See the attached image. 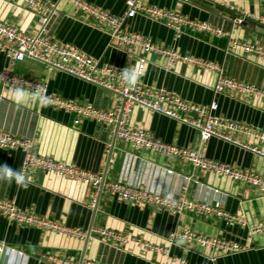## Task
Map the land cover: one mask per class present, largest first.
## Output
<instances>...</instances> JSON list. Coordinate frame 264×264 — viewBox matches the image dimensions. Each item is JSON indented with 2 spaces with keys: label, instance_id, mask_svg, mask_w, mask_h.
<instances>
[{
  "label": "crops",
  "instance_id": "1",
  "mask_svg": "<svg viewBox=\"0 0 264 264\" xmlns=\"http://www.w3.org/2000/svg\"><path fill=\"white\" fill-rule=\"evenodd\" d=\"M56 3V11L46 25V34L61 43L71 44L95 58L99 66L135 70L136 59L143 56L147 64L138 81L188 102L207 106L218 103L214 114L249 128L250 133L234 131L236 142L212 136L201 140L197 128L180 118L149 112L142 105L131 107L130 123L141 127L167 143L198 149L211 159L235 168L251 169L264 177V156L243 144L264 151V99L247 95L216 94V70L178 61L170 68L157 54L140 48H116L109 45V35L67 0ZM122 14L125 0H87ZM159 8L177 10L189 18L205 21L213 31L199 32L185 27L175 39L173 32L154 19L137 14L127 18V29L150 37L154 42L180 53L190 54L222 68L225 75L264 88V55L232 48L231 41H246L264 50V0H142ZM0 20L30 33L36 32L38 16L19 0H0ZM12 67L16 73L46 83L50 93L110 108L116 95L108 88L86 81L60 69L47 67L39 60L7 57L0 52V69ZM17 88L0 83V129L30 139L40 155L74 163L80 168L103 172L106 180L120 181L165 196L185 194L220 208L237 219L228 220L214 213L192 211L171 213L139 202L123 201L93 189L78 180L42 170L22 171L21 149L0 147V164L22 171L25 184L0 179V199L17 207L55 219L69 227L88 232L108 228L126 233L119 242L92 233L88 238L68 237L51 230L20 226L0 215V264H54L43 255L53 254L78 263L96 259L105 264H264V234H251L249 227L264 221V193L244 181L200 170L179 159L146 150L137 151L130 143L116 139L108 128L89 118L78 121L75 115L52 107L27 93L16 96ZM165 108L171 105L164 103ZM181 118H197L196 112L178 113ZM262 135V136H261ZM111 152V161L108 155ZM3 173H0L2 176ZM170 194V195H169ZM192 230L205 236H218L244 247L236 253H224L187 238L168 236ZM138 238L159 249L153 250L132 241ZM167 250V251H166Z\"/></svg>",
  "mask_w": 264,
  "mask_h": 264
},
{
  "label": "built area",
  "instance_id": "2",
  "mask_svg": "<svg viewBox=\"0 0 264 264\" xmlns=\"http://www.w3.org/2000/svg\"><path fill=\"white\" fill-rule=\"evenodd\" d=\"M19 1L38 16L40 26L36 32L30 33L0 20V52L16 60H22L25 57L33 58L41 61L49 68L60 69L86 81L104 86L116 95L117 101L110 108H99L89 102L65 98L59 94L48 92L44 81L16 73L12 67L0 69V83L23 89L36 96L44 104L74 114L76 121L82 118L95 120L105 125L115 139L130 143L137 151L146 150L164 157L183 160L200 170L229 176L233 180L252 184L264 193V177L257 172L251 169L235 168L215 159L207 158L198 149L167 143L156 138L147 130L132 125L129 120L131 107L133 105H142L149 112L166 114L189 123L198 129L201 140H207L215 136L236 142L230 136L234 131L250 133L249 128L215 115L214 111L218 107L216 100L211 101L207 106H201L183 100L178 96L166 94L161 90L145 86L138 80L136 85L129 86L127 81L122 79V70L115 69L112 66H99L95 58L83 52L80 48L71 44L61 43L46 34L45 25L50 16L55 13L56 3H50L47 0ZM67 1L108 33L110 46L116 48H140L143 52L157 54L164 59L166 68H170L176 62L182 61L196 67L216 70L218 73L214 87L216 94H227L232 97L236 94H242L264 99V88L229 77L224 74L220 66L212 62L165 47L154 42L148 36L127 29L124 25L127 18L139 14L167 26L172 30L175 39L184 32L183 29L185 27L194 31H213L220 34L219 29L213 28L205 21L189 18L186 14L177 10L146 4L142 0H125L126 9L119 15L113 14L107 9L87 0ZM260 22L264 25V19L260 20ZM230 46L232 48L240 47L248 53L264 55V50L250 42L234 40L231 41ZM136 60L135 71L139 73L138 78H140L145 70L147 60L143 56H138ZM164 103L171 105V108H165L163 106ZM180 111L196 112L198 117L181 118L178 114ZM0 147L6 150L21 149L23 151L22 171L38 169L60 177L78 180L89 185L95 194L104 191L123 201L139 202L144 205L162 208L171 213L192 211L197 214L214 213L226 217L228 220L237 219L235 216L225 213L210 203L187 197L185 194H180L176 197L161 195L120 181L106 180L103 172L93 173L80 168L74 163H67L55 160L49 156L40 155L34 151L33 143L30 139L12 135L1 129ZM243 147L264 156V151L245 144H243ZM110 161L111 156L108 158V163ZM0 215L20 226L51 230L68 237L84 239L94 233L113 241L126 242L128 239L126 233L108 228L97 227L86 232L79 227H69L55 219L21 209L7 199H0ZM249 231L251 234H264V221L253 223L249 227ZM175 237L194 240L201 245L218 248L227 254L236 253L244 249L237 242L225 240L218 236H205L192 230L173 232L168 236V240L172 241ZM131 239L143 247L153 250L159 249L157 246L143 242L136 237ZM2 248L3 244L0 242V252ZM43 257L54 264H105L96 259H82L76 263L53 254H45Z\"/></svg>",
  "mask_w": 264,
  "mask_h": 264
},
{
  "label": "clouds",
  "instance_id": "3",
  "mask_svg": "<svg viewBox=\"0 0 264 264\" xmlns=\"http://www.w3.org/2000/svg\"><path fill=\"white\" fill-rule=\"evenodd\" d=\"M122 79L124 81H127L129 86L136 85L139 73L135 70H130L128 68H125L121 71ZM15 94L18 98L24 99L27 96V93L20 88H17L15 90ZM37 95H39L37 93ZM0 173H3L2 176H0V179H4L6 181L11 182L12 178L16 181L18 185L23 186L25 184V177L23 175L22 171L13 170L9 165L7 164H0ZM170 195V194H169Z\"/></svg>",
  "mask_w": 264,
  "mask_h": 264
},
{
  "label": "water",
  "instance_id": "4",
  "mask_svg": "<svg viewBox=\"0 0 264 264\" xmlns=\"http://www.w3.org/2000/svg\"><path fill=\"white\" fill-rule=\"evenodd\" d=\"M258 26H260V28H263V29H264V25H263V24L259 23ZM115 140H116V139H115V137L113 136V138H112V145H111V148H112V146H113ZM110 156H111V152L109 153L108 158H109ZM87 238H88V237H87Z\"/></svg>",
  "mask_w": 264,
  "mask_h": 264
}]
</instances>
